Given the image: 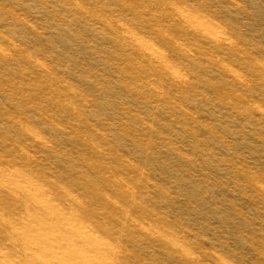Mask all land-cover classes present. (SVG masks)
<instances>
[{"label": "rangeland", "instance_id": "374dc122", "mask_svg": "<svg viewBox=\"0 0 264 264\" xmlns=\"http://www.w3.org/2000/svg\"><path fill=\"white\" fill-rule=\"evenodd\" d=\"M0 264H264V0H0Z\"/></svg>", "mask_w": 264, "mask_h": 264}]
</instances>
